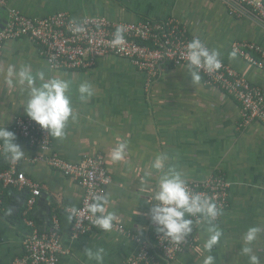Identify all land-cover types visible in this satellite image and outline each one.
I'll use <instances>...</instances> for the list:
<instances>
[{
    "label": "crops",
    "instance_id": "obj_1",
    "mask_svg": "<svg viewBox=\"0 0 264 264\" xmlns=\"http://www.w3.org/2000/svg\"><path fill=\"white\" fill-rule=\"evenodd\" d=\"M6 5L0 9V32L9 12L33 19L64 12L74 20L106 18L114 23L173 18L189 38L199 37L210 49L218 50L224 63L264 94V68L235 50L241 43L254 46L250 55L264 63V23L232 14L227 0H6ZM9 65H29L33 72L44 71L46 78L59 76L72 82L68 95L75 119L68 121L62 138L51 136L52 151L73 164L103 157L112 180L106 208L116 214L114 222L133 237L95 231L73 238L74 218L69 219V210L81 206L84 190L77 181L36 161L41 150L13 131L16 118H28L23 109L27 93L6 85ZM84 82L92 86L93 95L81 101L78 87ZM147 85L145 73L113 55L99 58L87 70H54L29 39L5 44L0 59V128L15 134V142L25 151L17 168L40 188L31 214L36 226L49 233L53 217L60 221L68 253L59 264H98L87 252L101 248L99 264H123L139 253L142 242L154 252L155 232L147 201L148 189H155L161 175L151 168L158 155L168 157L165 171L174 167L187 183L220 175L230 184L229 205L213 223L222 232L213 249L204 248L210 225L197 218L192 246L171 262L158 256L159 264H203L209 255L215 258L214 264H250L242 247L244 234L253 226L262 230L251 245L253 254L264 264V126L255 122L240 127V104L220 89L205 86L202 77L194 84L187 65L165 64L150 88ZM117 143L127 145L126 155L114 162L110 153ZM11 163L0 141V171ZM31 195V189L5 188L0 183V264H12L24 254L23 239L30 229L22 212Z\"/></svg>",
    "mask_w": 264,
    "mask_h": 264
},
{
    "label": "built area",
    "instance_id": "obj_2",
    "mask_svg": "<svg viewBox=\"0 0 264 264\" xmlns=\"http://www.w3.org/2000/svg\"><path fill=\"white\" fill-rule=\"evenodd\" d=\"M231 13L260 19L264 23V0H227ZM6 0H0V9L6 8ZM81 29V30H78ZM117 29H121L124 43L114 46ZM27 38L39 49L40 54L54 70L82 71L93 67L96 60L107 55L130 61L139 71L147 75L148 87L157 79L165 64L173 66L187 65V45L192 40L184 27L175 19H147L139 23H114L106 18L74 20L69 14L60 12L43 19H33L18 12H9L7 22L0 32V59L5 44L12 40ZM254 46L241 43L235 50L251 63L264 68L249 53ZM200 75L205 86L220 89L233 97L241 106L240 127L258 122L264 126V94L262 90L242 78L233 68L222 61V67L213 72L201 68ZM13 131L31 146L41 150L36 161L44 162L48 167L77 181L84 190L81 206L73 216L72 236L79 239L95 231H104L95 224L96 216L89 212V205L96 197L106 195L111 184L102 156L87 157L78 164L69 163L52 151L51 134L29 118H16ZM0 183L5 188L18 190L31 189L32 195L26 200L22 212L23 220L30 232L23 239L24 254L12 264H59L60 258L68 252L61 240V225L57 216L53 217L52 230L41 232L31 218L33 209L41 195L38 185L32 183L25 174L19 172L17 164L12 162L8 168L0 171ZM193 193L207 196L222 213L229 205L228 181L220 175H213L203 182H189ZM99 215V214H97ZM213 222L216 223L220 216ZM193 223L198 217H188ZM155 246L142 242L139 253L123 264H159L161 256L171 262L192 246V233L181 242L156 231ZM110 231L127 237H133L124 226L113 222ZM159 256V257H158Z\"/></svg>",
    "mask_w": 264,
    "mask_h": 264
},
{
    "label": "clouds",
    "instance_id": "obj_3",
    "mask_svg": "<svg viewBox=\"0 0 264 264\" xmlns=\"http://www.w3.org/2000/svg\"><path fill=\"white\" fill-rule=\"evenodd\" d=\"M111 43L114 46L124 43L121 29L116 30ZM232 55L234 57L235 53ZM186 59L194 84L201 80L199 71L201 68L213 72L222 67L219 51L210 49L199 37H194L188 43ZM4 79L10 89H19L27 93L23 109L30 120L55 138L64 136L68 121L75 119L68 95L71 81L59 76L46 78L44 71L33 72L29 65L19 67L9 65ZM78 92L81 101H86L93 95L92 86L87 82L79 85ZM15 140L16 136L13 132L5 127L0 128V141L3 142L5 152L12 162L19 163L23 161L25 151ZM126 147L125 143H117L110 153L112 161H122L126 155ZM167 159V155H158L151 164L152 169L161 173L155 189H148L150 196L147 203L151 204L149 209L151 222L156 226L158 233L169 237L174 242H181L193 231V220L188 217H198L210 225L204 248L211 251L222 235V232L213 224L221 215V210L207 196L190 191L181 171H177L174 167H168L165 171ZM108 203L109 196L101 195L96 197L88 209L92 215L96 216L95 224L104 231H110L113 222L117 220L116 214L107 210ZM77 211L76 207H72L69 210V219L77 215ZM261 231L259 227H249L243 236L242 252L249 257L250 264H260L259 257L253 254L251 245ZM102 253L101 248L95 253L89 250L87 255L89 259L94 258L99 264L103 259ZM214 261L215 258L209 255L203 260V264H214Z\"/></svg>",
    "mask_w": 264,
    "mask_h": 264
},
{
    "label": "water",
    "instance_id": "obj_4",
    "mask_svg": "<svg viewBox=\"0 0 264 264\" xmlns=\"http://www.w3.org/2000/svg\"><path fill=\"white\" fill-rule=\"evenodd\" d=\"M6 23V22H5Z\"/></svg>",
    "mask_w": 264,
    "mask_h": 264
}]
</instances>
